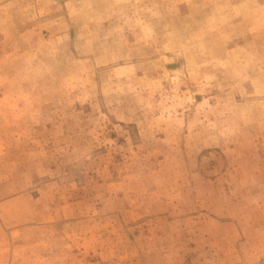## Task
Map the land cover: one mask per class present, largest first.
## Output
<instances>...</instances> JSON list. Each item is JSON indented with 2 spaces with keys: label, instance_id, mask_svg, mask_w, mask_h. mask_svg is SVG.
Here are the masks:
<instances>
[{
  "label": "rangeland",
  "instance_id": "1",
  "mask_svg": "<svg viewBox=\"0 0 264 264\" xmlns=\"http://www.w3.org/2000/svg\"><path fill=\"white\" fill-rule=\"evenodd\" d=\"M15 1L2 264H264V0Z\"/></svg>",
  "mask_w": 264,
  "mask_h": 264
},
{
  "label": "crops",
  "instance_id": "2",
  "mask_svg": "<svg viewBox=\"0 0 264 264\" xmlns=\"http://www.w3.org/2000/svg\"><path fill=\"white\" fill-rule=\"evenodd\" d=\"M13 2H16V1L15 0H0V3H3L2 5H0V14H1L2 10H6V9H7V13L8 14L12 13L10 7L12 6ZM23 11L24 12H22V10H21L22 13H26L27 12V10H23ZM19 22L21 23L22 21H19ZM6 260H7L6 258H0V264L5 263Z\"/></svg>",
  "mask_w": 264,
  "mask_h": 264
}]
</instances>
